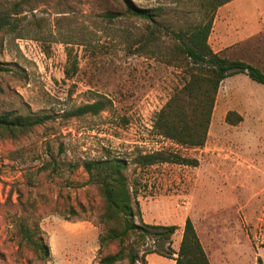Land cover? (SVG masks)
<instances>
[{"label": "rangeland", "instance_id": "1", "mask_svg": "<svg viewBox=\"0 0 264 264\" xmlns=\"http://www.w3.org/2000/svg\"><path fill=\"white\" fill-rule=\"evenodd\" d=\"M130 1L159 8L163 28H187L201 15L199 0ZM0 10L18 11L15 31L0 32L6 70L0 72V111L58 116L18 139H0V264H101L110 251L98 249L102 200L81 163L107 150L129 161L142 220L178 225L173 251L189 217L211 264L264 263V85L243 73L225 78L204 146L181 147L151 128L154 113L184 80L183 70L164 55L174 42L171 33L130 15L123 0H0ZM108 12L116 14L112 20ZM208 42L264 71V0L219 6ZM67 48L77 58L71 78L64 75ZM99 96L111 100L107 110L59 116ZM228 110L242 120L226 123ZM154 150L177 151L198 165L132 163L136 151ZM18 220L39 227L48 260L19 247ZM142 248H153L152 241ZM146 264L174 261L149 253Z\"/></svg>", "mask_w": 264, "mask_h": 264}, {"label": "trees", "instance_id": "2", "mask_svg": "<svg viewBox=\"0 0 264 264\" xmlns=\"http://www.w3.org/2000/svg\"><path fill=\"white\" fill-rule=\"evenodd\" d=\"M125 10L132 16L142 18L156 25V29L171 33L174 42L168 54V61L184 72V80L176 87L166 102L154 113L151 128L155 135L161 136L181 147L199 148L204 146L216 95L220 83L227 77L243 73L251 80L264 85V71L242 59L229 58L223 51H214L209 42L216 9L231 0H199L201 15L197 23L187 27L170 29L159 27L161 10L142 8L130 0H123ZM16 2L14 6H18ZM17 10H0V32L15 31L16 22L12 17ZM116 14L105 13L108 20ZM150 34L154 35V30ZM148 39L151 36L148 35ZM68 67L64 69L66 78L77 71V58L72 48H67ZM6 71L0 66V72ZM111 100L105 96L93 98L77 106L64 110L59 116L63 119L97 115L107 110ZM58 117L47 111L9 109L0 111V139H18L29 134L35 127ZM225 122L236 125L242 116L234 110L225 113ZM132 163L146 167L160 163H177L197 166L198 160L179 154L174 150L136 151ZM83 170L89 183L93 184L102 200L99 220L103 225L98 237L99 251L110 250L101 255V264H146V255L156 253L173 259L174 264H211L189 217L185 218L178 249L171 248L172 235L178 225H161L142 220L141 210L135 190L127 175L129 161L123 156L105 151L103 157L83 160ZM19 247L28 249L38 260H48L50 250L44 241L39 227L30 226L23 220L16 223ZM148 240L153 248L140 247ZM113 248V250H111ZM256 264H264L258 258Z\"/></svg>", "mask_w": 264, "mask_h": 264}]
</instances>
